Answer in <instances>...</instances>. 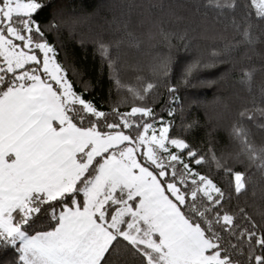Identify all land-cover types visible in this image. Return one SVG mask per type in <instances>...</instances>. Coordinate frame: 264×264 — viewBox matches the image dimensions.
<instances>
[{
  "label": "snow or ice",
  "instance_id": "snow-or-ice-1",
  "mask_svg": "<svg viewBox=\"0 0 264 264\" xmlns=\"http://www.w3.org/2000/svg\"><path fill=\"white\" fill-rule=\"evenodd\" d=\"M249 5L264 19V0ZM44 6L38 0H0V250H15L13 264H129V254L136 258L133 264H242L229 252L239 243H226L240 225L223 209L224 192L194 173L182 151L197 165L204 158L196 159L184 139L169 140L168 126L157 136L152 123L129 122L137 114L139 121L155 120L151 108L114 109L111 115L119 120L109 122L108 113L77 94L56 62L54 47L34 43L44 37L34 19ZM205 6L222 5L207 0ZM226 6L233 7L234 0ZM133 7L128 5L130 11ZM243 36L254 43L248 28ZM100 47L111 67L107 46ZM35 50L43 53L42 60ZM201 63L183 69V83ZM161 70L169 75L168 59ZM243 77L250 87L253 73L245 71ZM153 87L149 83L144 91ZM234 131L244 135L243 129ZM242 142L254 162L252 146ZM145 146L146 152L137 151ZM213 159L226 175L232 173ZM193 175L198 179L184 187ZM234 178L240 193L244 174L236 172ZM240 235L261 250L256 255L250 248L248 260L264 264V233L245 229Z\"/></svg>",
  "mask_w": 264,
  "mask_h": 264
},
{
  "label": "trees",
  "instance_id": "trees-1",
  "mask_svg": "<svg viewBox=\"0 0 264 264\" xmlns=\"http://www.w3.org/2000/svg\"><path fill=\"white\" fill-rule=\"evenodd\" d=\"M38 2L45 6L34 19L44 37L35 38L34 43L54 47L55 59L77 94L108 113L109 122L119 120L111 115L114 109L129 113L132 107L151 108L155 120L139 121L137 114L129 122L146 121L157 130L167 125L169 139H184L197 153L196 159L204 158L197 165L187 150L182 151L183 161L194 173L207 176L224 192L223 209L240 225L226 241L239 243L240 248L233 253L229 247V252L242 264H252L249 249L254 248L256 255L261 250L240 233L245 229L257 236L264 233V167L260 166L264 163V19L255 15L249 0H234L233 7L226 6L232 0H218L220 7H206L207 0ZM128 5H134L131 11ZM246 28L252 44L244 42ZM102 44L108 48L111 67ZM35 51L42 60L43 53ZM165 59L170 61L167 77L161 70ZM197 60L202 62L199 71L183 83V69ZM245 71L253 73L250 87ZM149 83L154 87L145 92ZM172 88L174 92L169 91ZM238 128L244 130L243 136L235 134ZM122 130L136 135L134 129ZM245 139L256 154L254 162L242 142ZM170 147L169 151L181 152ZM213 156L232 173L226 175ZM236 172L244 174L245 188L240 193L235 191ZM192 179L198 177H187L184 187L191 188ZM17 256L11 247L2 249L0 264H13ZM126 259L133 264L136 258L129 254Z\"/></svg>",
  "mask_w": 264,
  "mask_h": 264
},
{
  "label": "rangeland",
  "instance_id": "rangeland-1",
  "mask_svg": "<svg viewBox=\"0 0 264 264\" xmlns=\"http://www.w3.org/2000/svg\"><path fill=\"white\" fill-rule=\"evenodd\" d=\"M33 47H34V45H33ZM36 54L38 55V53H37V51H36ZM57 62V61H56ZM67 78V77H66ZM68 80V79H67ZM69 81V80H68ZM163 126H167V125H162L161 127H163ZM160 127V128H161ZM159 128V129H160ZM156 129V128H155ZM126 134H128V133H126ZM153 133H152V131L151 130H149V132L147 133V135H149V136H151ZM156 135L157 136H159V130H157L156 129ZM170 140V139H169ZM166 144H168V141H166ZM170 146H169V150H170ZM139 153H142V152H146L147 151V146H145V147H143V148H140V149H138L137 150ZM162 151V150H161ZM213 195H215V193L213 192Z\"/></svg>",
  "mask_w": 264,
  "mask_h": 264
}]
</instances>
